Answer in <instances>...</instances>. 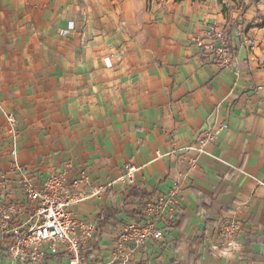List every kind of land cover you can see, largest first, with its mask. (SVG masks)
Wrapping results in <instances>:
<instances>
[{
    "label": "crops",
    "instance_id": "0c3cea01",
    "mask_svg": "<svg viewBox=\"0 0 264 264\" xmlns=\"http://www.w3.org/2000/svg\"><path fill=\"white\" fill-rule=\"evenodd\" d=\"M229 8L216 0H0L8 198L24 199L14 162L35 185L85 172L105 187L75 208L95 229L88 264H109L119 232L176 185V213L158 224L163 239L131 264H264V0ZM213 26L230 38L228 69L194 45ZM223 125L200 152L201 135ZM130 165L140 167L135 183L124 178ZM231 219L239 232L227 247L219 229Z\"/></svg>",
    "mask_w": 264,
    "mask_h": 264
},
{
    "label": "built area",
    "instance_id": "2783aa9c",
    "mask_svg": "<svg viewBox=\"0 0 264 264\" xmlns=\"http://www.w3.org/2000/svg\"><path fill=\"white\" fill-rule=\"evenodd\" d=\"M68 30L62 31L66 36ZM194 45L205 56L212 57L220 69L233 66L234 51L226 30L213 26L202 36H196ZM244 44L254 48L255 42L245 38ZM14 125L15 120L9 117ZM227 125L214 127L204 132L199 139V151L210 142H215ZM16 156V151L12 152ZM13 170L19 177L23 189V202L8 198V179L0 172V250L7 258V264H47L49 259L63 255L67 264H88L84 250L93 239L95 229L77 219L75 208L84 201L102 193L105 187L93 185L85 172L72 183L68 173L51 175L40 185L27 175L23 167L14 162ZM140 167H126L125 179L135 183ZM86 191H81L80 186ZM180 188L175 186L157 203H147L142 210L141 221L124 227L117 235V242L109 264H131L134 256L150 243H159L164 235L158 224L165 216L176 213ZM239 232L235 219L229 220L219 229V235L227 247H232Z\"/></svg>",
    "mask_w": 264,
    "mask_h": 264
},
{
    "label": "rangeland",
    "instance_id": "374dc122",
    "mask_svg": "<svg viewBox=\"0 0 264 264\" xmlns=\"http://www.w3.org/2000/svg\"><path fill=\"white\" fill-rule=\"evenodd\" d=\"M216 1L219 2V3L220 2L222 3L223 1H226L231 8H235L236 6H238V4L241 5V6H242V4L244 5L245 2L248 1V0H216ZM231 8H229V9H231Z\"/></svg>",
    "mask_w": 264,
    "mask_h": 264
},
{
    "label": "trees",
    "instance_id": "16d2710c",
    "mask_svg": "<svg viewBox=\"0 0 264 264\" xmlns=\"http://www.w3.org/2000/svg\"><path fill=\"white\" fill-rule=\"evenodd\" d=\"M174 2H176V3H180V2H184V1H193V2H196V1H198V0H173ZM200 1H203V2H205V1H207V0H200ZM252 2H256V0H251V3Z\"/></svg>",
    "mask_w": 264,
    "mask_h": 264
}]
</instances>
